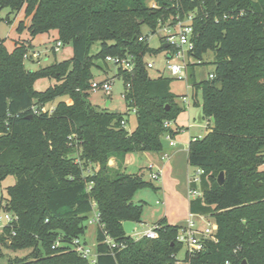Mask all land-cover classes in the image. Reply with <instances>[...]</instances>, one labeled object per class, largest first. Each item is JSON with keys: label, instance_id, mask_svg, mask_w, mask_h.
I'll return each instance as SVG.
<instances>
[{"label": "trees", "instance_id": "trees-1", "mask_svg": "<svg viewBox=\"0 0 264 264\" xmlns=\"http://www.w3.org/2000/svg\"><path fill=\"white\" fill-rule=\"evenodd\" d=\"M154 1L157 6L147 0H0V11L23 10L29 19L17 27L28 31V39L16 40L12 49L0 39V182L16 177L5 200L18 217L0 234V251L30 249L7 264H264V0ZM189 13L195 14L189 55L202 60L212 51L215 65L212 78L197 81L190 64L189 83L194 95L201 91L202 113L211 124L189 144V164L204 170L202 196L190 199L189 207L194 214H213L218 227L216 241L203 239L202 251L188 249L181 260L182 226L167 217L155 224L157 238L126 233L124 221L142 222L135 193L153 183L122 166L129 153L161 152L164 136L179 132L165 122H175L185 106L172 90V77L151 76L146 56L158 50L140 36L146 35L143 25L156 33L161 22ZM52 31L62 44L72 43L73 56L28 69L24 56L32 41ZM161 39L159 50L175 52ZM97 41L101 49L93 55ZM109 55L134 63L131 71L118 66L137 116L131 132L122 125L124 113L97 110L89 101L92 66L105 68ZM43 78L54 83L38 90ZM58 98L51 114L32 112L33 105ZM89 165L99 169L87 173ZM94 203L100 217L95 263L73 245L85 236ZM105 232L125 246L111 249Z\"/></svg>", "mask_w": 264, "mask_h": 264}, {"label": "rangeland", "instance_id": "rangeland-1", "mask_svg": "<svg viewBox=\"0 0 264 264\" xmlns=\"http://www.w3.org/2000/svg\"><path fill=\"white\" fill-rule=\"evenodd\" d=\"M147 2L149 6L156 4L154 0H147ZM0 16V39H5L6 45L10 49L14 47L16 40L28 39L29 34L27 30L20 33L17 29L21 20H25L26 23L29 22V19L25 17L23 10L17 12L12 11L9 7H4L0 11ZM170 20L172 21V18H168L165 22H161L159 27H161L162 30L158 29L156 33H152L146 25H143L144 33L149 36L150 46L158 50L154 54H147L146 56L147 61L154 62V67L149 68V72L153 77L158 76L159 74H164L168 77H171L167 69V53L164 50H159L162 44L161 38L164 35L165 25ZM57 38L58 33L56 31L37 35L32 41L35 47L28 50L27 53L38 51L41 53V55L37 59L33 56H29L28 58L24 56L26 67L30 70H36L40 67H45L56 62L70 59L73 56L72 43H63L58 50H54V45L57 42ZM100 49L101 42H95L92 45L91 54H97ZM183 57L185 62L183 59H177V61L180 63L190 62L193 66L197 81L209 78V74L215 69V65L212 63L214 59V53L212 51H208L203 56V59L199 60L191 57L188 53V48H184ZM118 68L119 67L114 62L110 61H106L105 68H100L97 65L92 66L94 80L104 81L109 78H113L114 84L111 95H107L101 90L92 91L89 101L97 110L106 109L111 112L124 113V118L127 120L126 128L131 132L137 125V116L134 109L128 107L125 98L126 85L123 78L118 75ZM193 70H191V66H189L186 77L173 78L171 87L176 94L180 95L177 98V101L180 105L185 104L181 95L188 94L190 99L189 111L185 110L181 112L177 118V123L181 126L184 125L187 127V118L189 114L191 116L192 122L196 124V126L191 130L195 131L199 137H202L208 130V118L204 117L202 113L201 91L198 90L196 95H194L193 88L189 83V75ZM53 83L54 80L43 78L36 82L35 87L38 90H45ZM60 99L61 98H58L55 102H53L52 105H55ZM196 99L198 102L195 104L193 102ZM67 100L68 102H71L70 99ZM108 101L111 102L107 104ZM177 140L180 144L189 143L190 136L188 130H181L180 133H178ZM130 156L133 158L132 163L127 165V168L122 166V169L125 168L128 172L141 171L145 180L152 181L153 183V186H145L137 190L132 199L135 204H140L143 207L142 222L137 223L136 230L132 235L135 236L142 234L149 227L159 223L164 217H167L168 221L172 224L186 226L190 219V211L188 206L189 184L187 183L186 179L188 175L190 176L195 173L196 168L192 167L188 163L186 167L181 164L180 167L176 168L174 172L171 170H166V182L161 183L159 180H151L149 170L147 167H145L149 163L148 158L143 155L142 152H132L130 153ZM110 165H116V163L113 161V163ZM261 167L264 169V164H262ZM98 169V165H94L93 167L89 165L87 168V173H93L94 170L97 171ZM15 181L16 177L14 175H9L0 182V199H3V204L6 203L5 199L8 197L7 188L10 185H13ZM196 185L197 188L201 190V181L199 177L197 179ZM97 214L98 209L97 206H95L94 210L88 215L86 234L82 238V241H86L87 247L91 249L93 254H97L96 248L98 222L95 220ZM193 219L196 220L203 229L206 227H211V224L215 222V216L213 214H195ZM187 250L188 245L186 242H184L183 247L178 254L179 259L183 260L185 258ZM29 252L30 249L12 250L6 246H2L0 251V264H7L10 257H22L27 255Z\"/></svg>", "mask_w": 264, "mask_h": 264}, {"label": "built area", "instance_id": "built-area-1", "mask_svg": "<svg viewBox=\"0 0 264 264\" xmlns=\"http://www.w3.org/2000/svg\"><path fill=\"white\" fill-rule=\"evenodd\" d=\"M153 6H157L154 4ZM195 18L194 13H189L184 17L177 16L175 19V22L168 21L164 28V35L163 38L165 39L166 44L168 46L176 49L175 52L167 53V69L168 73L172 78H184L186 77L190 62L184 63L185 59L183 57V51L184 48H188V53L190 50L193 49L194 43L192 40L194 28H193V21ZM160 30L161 27L159 28ZM140 40H149L148 35L140 36ZM62 45L61 41H57L54 45V49L58 50L60 46ZM41 55L38 51H32L31 53H26L25 57L28 58L29 56H33L36 59L39 58ZM107 61L114 62L117 66L123 68L124 70L131 71L134 67V63L130 57H119V56H107ZM177 59H183V63H180L177 61ZM147 66L149 68L154 67V62L148 61ZM209 76L212 78L214 75L212 73L209 74ZM114 84V79L109 78L104 81H97L93 80L91 83V90L92 91H103L107 95H111L112 87ZM126 88H129V85H126ZM183 101L185 102L186 106L190 104V99L188 95L182 96ZM32 112L36 114L41 113H48L51 114L54 109L55 105H33L31 107ZM127 121L126 119L122 120V125L126 127ZM211 120L208 119L207 128L210 126ZM166 126L171 125L170 121L165 122ZM166 138L170 141L171 145H175L176 141L173 139L172 136L169 134L166 135ZM168 155L165 154L164 158H166ZM149 170V174L151 177V180H160L163 176V169L159 167L157 164L150 162L147 166ZM204 174V170L202 168H197L195 170V173L193 175L189 176V198H196L199 196H202V190L198 189L197 186V179L200 178V181L202 179V175ZM96 206V203H94V208ZM0 234L3 233L4 229L6 227L13 228L14 225L18 221L17 215L12 211L6 208V203L3 204V202L0 205ZM3 210V211H1ZM190 219L188 221V224L186 226H182L179 232L178 239L182 241L183 243L186 242L188 245V249L191 252H198L202 251L205 248V244L203 239H212L217 240L215 236V232L217 230L218 225L214 222L211 224V227L201 228L199 223L193 219L194 213H190ZM97 222H99L100 217L99 213L96 215ZM136 230V227H135ZM135 232V231H134ZM13 234H16L15 231L12 232ZM105 240L104 242L107 243L111 249L114 248H121L124 247V244H118L115 242V240L107 233L105 232ZM143 236H146L148 238H157L159 236L158 232V225H154L152 227H149L147 230H145L140 235H135V238H141ZM8 244L10 243V240L7 239ZM59 242H57L54 246L58 245ZM74 247L79 251V253L84 257L88 258L91 262L95 263L97 260L98 254H93L91 249L87 247V245L81 240V239H75L73 242Z\"/></svg>", "mask_w": 264, "mask_h": 264}, {"label": "crops", "instance_id": "crops-1", "mask_svg": "<svg viewBox=\"0 0 264 264\" xmlns=\"http://www.w3.org/2000/svg\"><path fill=\"white\" fill-rule=\"evenodd\" d=\"M32 45L35 47L34 43L32 42ZM167 56V55H166ZM188 95V94H183L181 96ZM197 99L193 103H197ZM111 101H108L107 104H109ZM185 106V104H184ZM190 104L188 106H185V110L189 111ZM184 110V111H185ZM184 120V119H183ZM188 126L185 127L184 125H180L177 123V120L173 123H171L172 126L175 128L179 129V132L181 130L185 131V129L188 130L189 136H190V141L189 143H179L177 140L178 133L173 137V139L176 141L175 145H171L170 141L164 136V149L161 152H142L143 155H145L148 158V162H153L157 164L159 167L163 169V176L159 180L161 183L166 182V177H165V171L166 170H171L172 172L175 171L176 168H179L181 164H183L184 167L188 165V149H189V144L192 140H194L197 136L199 135L196 134L195 131L191 130L196 126L192 122L191 116L188 114ZM188 134V133H187ZM140 153V152H138ZM167 154L168 156L164 158V155ZM133 158L130 156V153L126 155L123 166L127 168V165H130L132 163ZM114 163L117 164V161L113 158ZM148 163V164H149ZM148 164L145 166L147 167ZM189 174V173H188ZM165 178V179H164ZM187 183L189 184V175L187 176ZM189 188V186H188ZM189 190V189H188ZM190 198H188V206H189ZM190 211V207H189ZM191 213V212H190ZM137 225V224H136Z\"/></svg>", "mask_w": 264, "mask_h": 264}, {"label": "water", "instance_id": "water-1", "mask_svg": "<svg viewBox=\"0 0 264 264\" xmlns=\"http://www.w3.org/2000/svg\"><path fill=\"white\" fill-rule=\"evenodd\" d=\"M166 46H168V44H166ZM98 65H102V62L99 61ZM112 163H113V158H111L109 160V164H112ZM218 181H219L220 184H223V182H224V173L223 172H221V174H220V176L218 178ZM123 226H124V229H125L127 234H133L134 231H135L136 222H134L132 220H126V221L123 222ZM244 264H246L245 261H244Z\"/></svg>", "mask_w": 264, "mask_h": 264}]
</instances>
